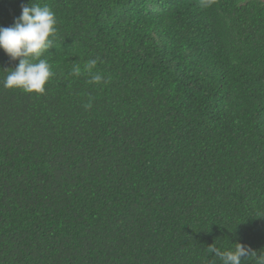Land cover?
<instances>
[{
    "label": "trees",
    "instance_id": "1",
    "mask_svg": "<svg viewBox=\"0 0 264 264\" xmlns=\"http://www.w3.org/2000/svg\"><path fill=\"white\" fill-rule=\"evenodd\" d=\"M32 2L54 76L5 88L0 49V264L264 254V0H0V26Z\"/></svg>",
    "mask_w": 264,
    "mask_h": 264
},
{
    "label": "clouds",
    "instance_id": "2",
    "mask_svg": "<svg viewBox=\"0 0 264 264\" xmlns=\"http://www.w3.org/2000/svg\"><path fill=\"white\" fill-rule=\"evenodd\" d=\"M58 20L55 12L47 5L38 3L22 5V13L10 27L0 26V49L12 59H19V63L3 80V86L8 89L19 88L27 93L43 94L46 85L54 73L46 59L41 57L53 46L57 34ZM96 60H89L84 68L91 71L96 66ZM81 68L77 65L71 70L75 76L81 75ZM100 74L92 76L90 82L101 83ZM91 101L86 107H91ZM208 251L220 258L222 264H242V260L249 255L257 258V264H264V254L257 253L242 243H236L234 250L221 252L215 247Z\"/></svg>",
    "mask_w": 264,
    "mask_h": 264
}]
</instances>
